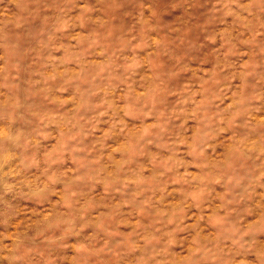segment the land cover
I'll list each match as a JSON object with an SVG mask.
<instances>
[{
  "label": "clouds",
  "instance_id": "1",
  "mask_svg": "<svg viewBox=\"0 0 264 264\" xmlns=\"http://www.w3.org/2000/svg\"><path fill=\"white\" fill-rule=\"evenodd\" d=\"M0 264H264V0H0Z\"/></svg>",
  "mask_w": 264,
  "mask_h": 264
}]
</instances>
